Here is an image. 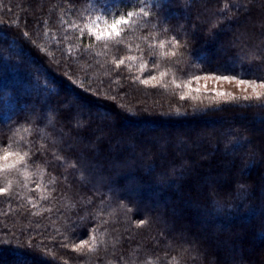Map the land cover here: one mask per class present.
<instances>
[{
  "label": "trees",
  "instance_id": "16d2710c",
  "mask_svg": "<svg viewBox=\"0 0 264 264\" xmlns=\"http://www.w3.org/2000/svg\"><path fill=\"white\" fill-rule=\"evenodd\" d=\"M101 2L117 4V0ZM177 3L183 5L186 0ZM82 5L73 11L68 0H0V114L47 106L48 98L59 92V100L66 99L84 117L90 114L94 127L111 126L116 137L110 146L113 153L134 143L128 139L130 135H147L160 144L170 139V150L186 148L195 162L191 171L174 177L162 175L164 169L159 166L151 174L121 168V174L113 173V179L131 191L119 199L105 195L101 200L99 193L107 189L100 187L98 177L87 188L81 187L87 183L81 179L82 173L88 174L86 163L81 160L76 170L70 167L75 157L65 142L75 146L77 155L84 151V143L64 134V122L54 112L45 109L39 126L25 123L23 114L4 124L0 115V154L6 150L28 152L29 161L33 154L39 156L26 169L8 174L7 180L0 173V187L8 181L12 184L11 197H0V264H225L232 259L264 264V240L259 237L264 232V218L252 211L264 207V165L258 155V149L264 147V111L256 107L261 102H218L201 94L197 100H180L182 88L193 84L194 75H211L206 69L234 53L207 43L206 35L191 40L190 33L188 49L181 48L183 55L173 61L163 53L173 51L168 41L174 33L146 24L135 32L121 29L123 40L108 50L86 36L84 43L91 42L94 47L81 57L73 23L81 24V14L85 18L91 14L92 19L100 14L98 9L85 12L83 0ZM227 7L229 0H217L209 5L204 19L209 23L222 20L218 9ZM261 12L264 0H253L255 19ZM114 14L115 9L104 19L112 21ZM248 27L251 29V24ZM179 39L183 44V34ZM161 42L164 48L159 47ZM196 49L211 63L189 54ZM10 53L11 59L5 60ZM116 58L125 59L119 71L112 64ZM68 60L74 69L71 79L64 71ZM149 73L157 79L148 85L140 83ZM202 132L214 133L211 144L198 139ZM232 132L252 140V152L257 154L241 162V166L249 165L241 177L246 187L233 184L230 196L221 192L216 202L210 203L199 193L213 180L224 183L229 179L226 165L232 156L225 145ZM121 137L124 142L118 147ZM193 143L200 147L194 148ZM158 149L159 145L154 150ZM99 159L103 161V156ZM61 174L68 175L72 187H67ZM53 178L58 180L56 191L50 182ZM88 197L94 205L85 203ZM131 201L151 210L150 223L137 227L139 219L149 213L136 214ZM73 223L78 225L75 230ZM181 231L198 238L201 246L197 249L183 241ZM82 239L88 243L79 248Z\"/></svg>",
  "mask_w": 264,
  "mask_h": 264
},
{
  "label": "snow or ice",
  "instance_id": "6c2138e0",
  "mask_svg": "<svg viewBox=\"0 0 264 264\" xmlns=\"http://www.w3.org/2000/svg\"><path fill=\"white\" fill-rule=\"evenodd\" d=\"M217 2V0H186V3L180 5L177 0H117V4L108 5L102 3L101 0H83V4L87 7L84 8L85 12L89 9L92 11L99 10L100 14L92 19L91 14L87 18L81 14L78 19L81 20V24L73 23V29L75 30L76 39L80 42L81 57H86L93 49L94 44L89 42L84 43V38L87 36L89 41L94 40L103 49L108 50L110 45L118 46L123 40V35L120 29H126L135 32L137 29H142L146 24H152L158 31L164 33H174L169 38V46L173 49L171 52L165 51L164 56L170 57L173 61H178L179 57L183 55L179 50L181 48L188 49L191 40H195L199 36H207V43L218 45L221 51L225 53H234L229 55L223 60H218L215 67H209L206 69L211 75H194L192 79L196 81L213 79L216 81L235 82L239 85H246L252 88L251 95H244L240 98L233 96L231 93H217V97L224 96L230 100L242 99L244 101H260L256 107L261 111H264V12H261L259 19H255L253 15V0H236L235 3L230 2V7L218 9L219 13L223 15L222 20H217L214 23H209L204 19L205 12L209 11V5ZM69 6L73 11H77V6H83L82 0H68ZM115 9V14L111 24H108L105 20L104 26L99 27V21L104 18V15L110 13ZM176 13H179L177 17ZM184 20L185 23L181 24L175 21ZM251 24V29L248 25ZM191 33V40L188 39ZM126 34V33H125ZM185 37L184 43L181 44L179 39L180 35ZM29 33L25 32L24 36L28 37ZM160 48H164V43L161 42ZM150 50L152 46H150ZM194 54L198 60L202 59V62L211 63L207 55H204L203 51L196 49ZM98 55V54H97ZM134 57H128L133 59ZM5 60L11 59V53L9 56L4 57ZM59 63V61H58ZM66 67L65 73L71 79L73 74V63L68 60L64 62ZM112 64L115 66V70L119 71L121 65L125 64V59L116 58L112 60ZM182 70V69H181ZM164 72L160 73L163 77ZM247 77V78H245ZM157 77L149 73L147 79H141L140 83L148 85L150 81H155ZM75 83V81H73ZM81 87L83 83L81 82ZM177 88L180 85H176ZM197 92L199 89L196 90ZM60 93L56 92L54 96H50L47 100V106H33L30 111L21 110L20 112H11L3 115V123L10 124L14 117H19L23 114V120L25 123H35L39 126L41 122V116L47 112H54L64 122V128L67 131L64 133L69 137L75 138L80 143H84V151L77 155L75 152V146L66 141V146L75 157V161L70 164L73 170L80 167L81 160L86 163L88 174L85 176L82 173L81 179L87 180V183H83L81 187L87 188L88 183H92L97 177V183L100 187L106 188L107 192H100L99 195L103 200L105 195L117 196L119 199L121 195L131 191L130 187L121 188L113 179V173L120 175L121 168H131L133 170H142L151 174L156 171L159 166L164 169L162 175L176 176L184 175L186 172L192 170L193 163L195 162L193 157L189 156L187 149H177L175 151L170 150V139L165 144H160L157 138L142 135L135 136L130 135L128 139L134 143H130L123 151L113 153L111 145L116 139L114 132L111 130L110 125H105L103 129L94 127L93 118L89 116L84 117L74 106L67 103V100H59ZM192 99L197 100L199 96L192 95L191 90L189 92H181L180 100ZM55 101L54 107L53 102ZM195 111V110H194ZM223 111V109H220ZM40 114V115H38ZM33 117L36 119L33 120ZM27 130V129H26ZM63 131V128H62ZM107 133V135H105ZM232 139L229 144L225 145V150L232 156V159L228 161L226 165V171L229 179L224 183H219L215 180L208 184H205L204 188L199 194L207 197L210 203L216 202V197L223 192L226 195H231V186L237 185L238 188H244L246 185L242 183V175L246 171L248 164L241 166V162L245 157H255L257 153L252 152L253 141L247 137H241L239 132L230 133ZM198 139L203 138L207 143L211 144L215 139L214 133H198ZM124 138L121 137L117 141V146L123 144ZM157 145H159L158 150ZM230 145V147H229ZM194 148H199L200 145L193 143ZM107 148V154L104 153V149ZM219 149H217L218 151ZM39 151V149L37 150ZM127 153V155H125ZM34 159L29 161L28 152L23 154L19 152L4 151L0 154V173H4V178L7 180V175L11 172H19L21 168L26 169L29 163H35L39 156H35ZM43 155V153H41ZM259 163L264 165V147L258 149ZM53 156H56L53 153ZM103 156V161L99 159ZM58 160H63L64 157H56ZM252 163H256L253 159ZM63 175V180L67 182V187H72V183L68 180L67 174ZM53 185V191H56L55 185L58 183L57 178H53L50 181ZM174 182V181H173ZM39 187V185H38ZM95 188V184H93ZM12 184L7 182L5 187H0V197H11ZM99 191V189H96ZM127 198V197H125ZM48 199V197H44ZM88 206L94 205L92 197H88L85 201ZM135 207L136 214L142 211L149 213L144 218L139 219L137 227H143L150 223V209H144L139 206V201H131ZM133 208H128L127 211L133 212ZM254 215L264 218V207L252 210ZM85 219V218H82ZM96 217H91V220H95ZM91 220L88 222L91 223ZM78 227L73 223L71 228L75 230ZM96 229H92L94 233ZM87 234V233H86ZM259 237L264 240V232L259 233ZM180 238L186 243L192 245L195 248L201 246V241L198 238L190 237L187 233L181 231ZM95 235L92 236L93 248H95ZM88 241L81 240L79 248H83ZM79 248L77 250H79ZM225 264H245L242 260L232 259L226 261Z\"/></svg>",
  "mask_w": 264,
  "mask_h": 264
},
{
  "label": "rangeland",
  "instance_id": "374dc122",
  "mask_svg": "<svg viewBox=\"0 0 264 264\" xmlns=\"http://www.w3.org/2000/svg\"><path fill=\"white\" fill-rule=\"evenodd\" d=\"M93 19H95V17H93ZM111 22L112 21H107L108 24H111ZM104 23H105V19L103 18L99 21L98 26L103 27ZM197 89H199L198 92L196 91ZM190 90H191L192 95L199 96L201 94L208 98L214 99L218 102H224L226 100H230L229 98L224 97V96L217 97L218 92L219 93H231L235 97H242L246 94L247 95L252 94V88L246 85H239L235 82L216 81L213 79H208V80L202 79L200 81L195 80L193 84L182 88V91L186 93L189 92ZM256 147L258 146L256 145Z\"/></svg>",
  "mask_w": 264,
  "mask_h": 264
}]
</instances>
